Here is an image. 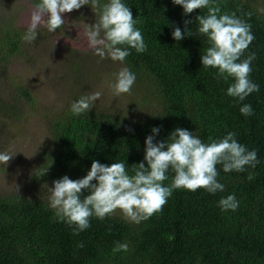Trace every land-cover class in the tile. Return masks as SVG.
Listing matches in <instances>:
<instances>
[{"label": "trees", "instance_id": "obj_1", "mask_svg": "<svg viewBox=\"0 0 264 264\" xmlns=\"http://www.w3.org/2000/svg\"><path fill=\"white\" fill-rule=\"evenodd\" d=\"M106 2L99 0L101 7ZM122 3L130 8L147 45L143 53L129 48L124 61L142 83H150L157 94L151 97L153 106L137 114L92 109L80 115L70 109L61 113L34 173L36 189L65 175L83 178L94 160L105 165L124 162L128 174L134 175L135 164L147 167L146 137L164 142L177 127L206 144L233 132L238 143L256 151L259 163L227 173L218 164L217 181L224 191L175 189L162 211L140 223L112 214L104 219L93 216L90 227L78 235L75 225L60 220L48 200L25 192L0 194V264H264V0H214L220 14L235 13L254 36L241 60L255 53L249 78L259 90L239 102L227 95L232 79H218V69L202 66L201 55L210 44L197 31L195 17L207 15V8L185 15L172 0ZM176 27L182 34L191 30L192 36L176 41ZM60 29L52 33L59 35ZM23 36L20 30L0 27L5 61L22 52ZM20 94L32 99L28 88ZM0 104L7 107L6 102ZM244 104L251 105L252 115L240 112ZM153 128L159 132L153 133ZM166 174L164 186L172 182L174 171L170 168ZM233 194L239 207L222 211L220 199ZM117 242L126 243L128 250L113 252Z\"/></svg>", "mask_w": 264, "mask_h": 264}, {"label": "clouds", "instance_id": "obj_2", "mask_svg": "<svg viewBox=\"0 0 264 264\" xmlns=\"http://www.w3.org/2000/svg\"><path fill=\"white\" fill-rule=\"evenodd\" d=\"M172 2L181 5L185 15L196 9H208L207 15L195 17L198 21L197 31L205 35L210 44L205 54L201 55V63L205 68L218 69V79L233 80L227 88V95L238 98L239 102L257 92L258 85L249 78L252 72L251 64L256 58L255 53L241 60L244 51L254 40L251 26L235 13L220 14V8L214 0ZM84 5L91 6L96 21L93 25L82 28L77 38L86 42L94 55L99 56L101 60L110 58L123 62L130 55L129 48L137 53L147 50L140 30L135 27L136 19L122 0H107L102 7L99 0H39L38 3L32 4L27 12L23 39L27 42L35 41L40 27L55 32L66 24L62 14L78 10ZM0 11H5L2 5ZM190 23L192 21H185V25ZM186 35L192 36L191 30L186 29L182 34L181 29L176 27L172 32L176 41L184 39ZM119 45L127 47L121 48ZM115 75L113 95L129 93L135 83V74L123 68ZM100 96V92L81 96L71 104L70 112L73 115L88 112ZM240 112L250 116L253 109L250 104H244ZM152 132L158 133L159 128H153ZM235 135L229 132L221 139L212 140L207 144L193 132L180 127L175 128L164 142L153 143L154 136L149 135L145 140L144 160L147 167L143 162L135 164L132 169L134 175H129L124 162L105 165L94 160L83 178L72 180L65 175L54 180L53 187H47L49 206L60 220L75 225L74 234L78 235L80 231L90 227L91 217L104 219L117 209L127 220L140 223L162 211L175 189L195 191L204 188L213 194L222 192L224 185L217 181L218 164H221L223 171L227 173L243 172L245 166L254 168L259 163L256 151L248 150L238 143ZM15 155L0 152V165H7ZM170 168L174 171V177L169 185L164 186L163 182L168 179L166 173ZM47 170L48 168L41 176ZM248 178L253 177L249 174ZM219 207L222 211H235L239 202L234 194L228 195L220 199ZM78 247H83V244ZM127 250L128 245L119 242L113 248V252Z\"/></svg>", "mask_w": 264, "mask_h": 264}, {"label": "rangeland", "instance_id": "obj_3", "mask_svg": "<svg viewBox=\"0 0 264 264\" xmlns=\"http://www.w3.org/2000/svg\"><path fill=\"white\" fill-rule=\"evenodd\" d=\"M34 3L0 0L5 10L0 11V27L17 29L24 35L27 12ZM62 16L66 24L59 35L40 27L37 39L25 41L22 52L7 61L0 49V101L7 105L0 107V152L16 154L7 165H0V194L25 192L48 200L47 187H53V181L41 183L36 189L34 173L42 162L44 148L53 140L55 119L81 96L100 92L91 109L123 115L153 106L151 97L157 95L149 89L148 80L142 83L137 75L129 93L113 95L115 74L123 68L131 69L125 61L101 60L77 38L82 28L96 21L91 6ZM22 88L29 89L31 100L20 94ZM112 215L126 219L119 209Z\"/></svg>", "mask_w": 264, "mask_h": 264}]
</instances>
